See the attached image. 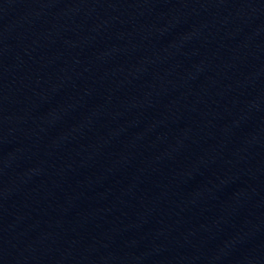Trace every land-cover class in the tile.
Here are the masks:
<instances>
[{"label":"water","instance_id":"1","mask_svg":"<svg viewBox=\"0 0 264 264\" xmlns=\"http://www.w3.org/2000/svg\"><path fill=\"white\" fill-rule=\"evenodd\" d=\"M0 264H264V0H0Z\"/></svg>","mask_w":264,"mask_h":264}]
</instances>
